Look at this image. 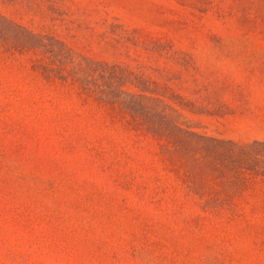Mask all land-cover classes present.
<instances>
[{
    "label": "rangeland",
    "instance_id": "obj_1",
    "mask_svg": "<svg viewBox=\"0 0 264 264\" xmlns=\"http://www.w3.org/2000/svg\"><path fill=\"white\" fill-rule=\"evenodd\" d=\"M0 13L140 76L199 132L264 141V0H0ZM69 70L0 45V264H264V175L204 207L163 142Z\"/></svg>",
    "mask_w": 264,
    "mask_h": 264
},
{
    "label": "trees",
    "instance_id": "obj_2",
    "mask_svg": "<svg viewBox=\"0 0 264 264\" xmlns=\"http://www.w3.org/2000/svg\"><path fill=\"white\" fill-rule=\"evenodd\" d=\"M0 45L38 52L59 69L70 66L69 74L83 91L126 110L140 127L163 142V152L177 160L190 191L206 208L229 206L249 176L264 175V141L239 142L195 130L177 107L119 65L77 56L60 39L35 33L1 13Z\"/></svg>",
    "mask_w": 264,
    "mask_h": 264
}]
</instances>
